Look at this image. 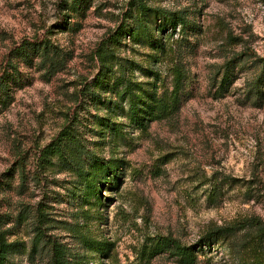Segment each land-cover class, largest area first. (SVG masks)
<instances>
[{
  "label": "rangeland",
  "instance_id": "rangeland-1",
  "mask_svg": "<svg viewBox=\"0 0 264 264\" xmlns=\"http://www.w3.org/2000/svg\"><path fill=\"white\" fill-rule=\"evenodd\" d=\"M145 2L151 10L132 21L145 19L150 33L109 42L133 12L131 0H84L78 12L67 11L71 0H0V70L11 49L38 36L66 53L53 75L12 59L22 84L0 112V233L13 243L9 264H51V238L69 264H253L264 256V0ZM178 17L185 23L173 30ZM245 48L256 56L232 63ZM123 68L146 95L170 92L178 68V110L144 127L132 123L127 101L105 82ZM83 115L95 128L85 129L88 147L120 160L99 202L83 201L77 176L42 156L68 122L86 123ZM94 116L121 133L99 134ZM161 237L191 256L152 253Z\"/></svg>",
  "mask_w": 264,
  "mask_h": 264
},
{
  "label": "trees",
  "instance_id": "trees-1",
  "mask_svg": "<svg viewBox=\"0 0 264 264\" xmlns=\"http://www.w3.org/2000/svg\"><path fill=\"white\" fill-rule=\"evenodd\" d=\"M65 1L67 0H64L63 7ZM83 3L84 0H71V3L67 5V11L78 12ZM130 4L133 12L131 11L129 13L125 23L118 26L117 29L109 35V42H116L118 38H121L123 35H127L129 38L137 41L140 39V32L141 34L144 32L150 33L145 19L137 18L135 23L134 20L132 21L135 17L133 14H138L139 17H141L151 10L150 7L146 4L145 0H131ZM67 15V13L64 14V16ZM68 16V18H72L70 15ZM59 20L60 26L66 28L69 21H65L62 15H60ZM128 20L130 21L129 24L127 23ZM184 23V19L178 17L171 22V27L175 30L178 24L182 27ZM32 41L33 42L24 40L18 46L11 49L8 57L5 59V65L7 67L0 70V112L10 105L13 92L22 84V76H20L18 72V64H15L13 61L16 55L20 57L28 67L36 66L38 70H45L47 75H53L64 66L66 53L57 46L52 45L46 37L38 36ZM100 49V56L106 58L107 52L102 48ZM252 56H256L253 49H242L238 53L232 55V63L235 61L241 62L244 58ZM34 58H37L36 61ZM103 60L106 63L108 62L106 59ZM260 60L262 61L263 71L258 81L264 78V57ZM135 64L136 63L132 62L131 66H135ZM124 69L125 68L122 69L120 77L116 78L112 85H109V79L105 82H107L106 87L108 90L112 91L116 97L127 101L128 115H130L132 123L139 127H144L146 122L166 119L178 110L180 103L178 90H180L183 85V74L178 68L173 70L175 79L172 83V90L170 92L163 91L159 95L156 93L146 95L138 83L131 81V79L127 77ZM229 70L227 63V68L220 80L221 87H224L225 82H227L226 79H228ZM101 74L105 76L107 73L101 72ZM101 77L98 78V83L103 82ZM247 87L252 91L258 89L256 82L254 85L250 83ZM106 105L109 107L108 102H106ZM86 117L83 115V118L87 121L86 123L81 120L82 118L78 119L77 117H75L73 122H68L42 149V156L44 158L47 156V161L49 163H51V157L56 158L77 176L79 185L82 187L80 196L83 201L92 200L93 198L99 202L102 196L100 190L104 184H106L108 177L115 174L116 166H118L120 160L113 158L104 160L97 156L94 150L88 147L86 143L87 139H85L84 134L87 133L86 130L90 131V133L94 132L95 128L92 125L91 118L89 116ZM94 118V124L101 128L99 134L104 133L107 129L121 133L119 124H111L98 116H94ZM50 240L52 242L50 249L51 264H69L62 245L56 243L52 238ZM84 242L85 247L90 250L99 251L101 249L100 244L91 238H84ZM12 248L13 243L7 242L2 233H0V264H9L7 258ZM166 250H171V254L175 256H181L183 253L191 256L190 253L186 252L188 248L182 246L177 240L170 237L159 238L152 247V253ZM253 264H264V256Z\"/></svg>",
  "mask_w": 264,
  "mask_h": 264
}]
</instances>
